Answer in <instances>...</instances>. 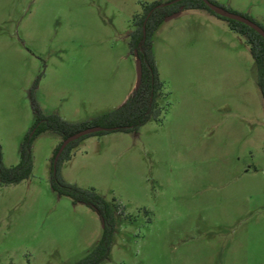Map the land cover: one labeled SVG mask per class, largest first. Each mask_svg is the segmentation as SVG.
Returning a JSON list of instances; mask_svg holds the SVG:
<instances>
[{"label":"rangeland","instance_id":"obj_1","mask_svg":"<svg viewBox=\"0 0 264 264\" xmlns=\"http://www.w3.org/2000/svg\"><path fill=\"white\" fill-rule=\"evenodd\" d=\"M154 1L170 0H0L3 166L18 162L31 101L67 122L124 102L131 18ZM212 1L264 27V0ZM151 53L166 109L135 131L88 135L58 163L63 181L117 205L98 264H264V109L245 38L183 9L160 22ZM60 141L37 134L29 176L0 184V264H73L100 237L96 213L49 186Z\"/></svg>","mask_w":264,"mask_h":264},{"label":"trees","instance_id":"obj_2","mask_svg":"<svg viewBox=\"0 0 264 264\" xmlns=\"http://www.w3.org/2000/svg\"><path fill=\"white\" fill-rule=\"evenodd\" d=\"M212 0H170L160 4L156 1L141 3V13L131 18L132 29L128 32V48L136 61L140 63V78L136 80L132 93L119 106L106 113L97 115L83 122H67L58 115L42 114L36 103L31 101L34 121L25 134L18 150V162L5 167L1 162L0 150V184H14L26 178L31 170V143L34 137L43 131H50L60 136L61 141L73 137L78 131L88 127L98 130L68 140L55 162L53 161L61 141L55 146L50 158L49 186L58 195L67 196L74 203L84 204L92 209L101 222V234L94 247L80 260L73 264H98L106 258L113 233V214L117 205H110L92 188H81L63 181L58 175V163L69 157V151L79 140L93 134L109 132H132L150 118H156L167 107V103L159 105L158 98L166 94L163 82L158 78L151 53V36L158 24L172 13L183 9L201 8L224 20L227 27L243 36L255 68V83L258 88L264 109V38L248 24L232 17L217 15L207 6ZM224 12L238 15L242 19L256 25L264 34V27L247 15L238 14L223 8Z\"/></svg>","mask_w":264,"mask_h":264},{"label":"water","instance_id":"obj_3","mask_svg":"<svg viewBox=\"0 0 264 264\" xmlns=\"http://www.w3.org/2000/svg\"><path fill=\"white\" fill-rule=\"evenodd\" d=\"M206 6L215 14L217 15H224V16H228V17H232V18H235L237 20H240L246 24H248L249 26H251L253 29H255L256 31H258L264 38V34L263 32L254 24L242 19L240 16L238 15H234V14H230V13H226L223 11V9L217 5H214V4H211V3H208L206 2L205 3ZM177 13H172L171 15H169L168 17H166L165 19H168L170 17H173L175 16ZM135 68H136V80H138L140 78V63L139 61H136V64H135ZM98 130L97 127H88V128H85L83 130H80L78 131L73 137H70V138H66L64 139L63 141H61L56 153L54 154V157H53V161L55 162V160L57 159L59 153L61 152V150L63 149V147L65 146V144L68 142V140L72 139V138H75V137H78V136H81V135H84V134H88V133H91V132H94Z\"/></svg>","mask_w":264,"mask_h":264},{"label":"crops","instance_id":"obj_4","mask_svg":"<svg viewBox=\"0 0 264 264\" xmlns=\"http://www.w3.org/2000/svg\"><path fill=\"white\" fill-rule=\"evenodd\" d=\"M193 9H201V8H193ZM158 25H159V24H158ZM157 27H158V26H157ZM157 27H156V28H157ZM155 30H156V29H155ZM155 30H154V31H155ZM153 33H154V32H153ZM153 33H152V34H153ZM154 59H155V58H154ZM154 64H155V61H154ZM156 70H157V69H156ZM158 73H159V72H158ZM134 82H135V81H134V79H133L132 82H131V85H130L129 88H128V90H127V91L125 92V94L123 95L122 100H123V99L126 100L127 97L132 93L133 88H134V86H135V83H134ZM125 100H124V101H125Z\"/></svg>","mask_w":264,"mask_h":264}]
</instances>
